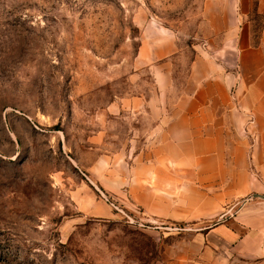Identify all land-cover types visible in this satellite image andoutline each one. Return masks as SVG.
<instances>
[{"label": "rangeland", "instance_id": "1", "mask_svg": "<svg viewBox=\"0 0 264 264\" xmlns=\"http://www.w3.org/2000/svg\"><path fill=\"white\" fill-rule=\"evenodd\" d=\"M205 2L0 0V264H164L193 229L102 186L127 158L154 42L188 49L187 65L207 44ZM249 20L255 43L257 8Z\"/></svg>", "mask_w": 264, "mask_h": 264}, {"label": "crops", "instance_id": "2", "mask_svg": "<svg viewBox=\"0 0 264 264\" xmlns=\"http://www.w3.org/2000/svg\"><path fill=\"white\" fill-rule=\"evenodd\" d=\"M204 7L207 44L187 65L188 49L154 42L127 158L102 187L149 219L193 226L165 246L164 264H264V0ZM255 8L261 30L251 43Z\"/></svg>", "mask_w": 264, "mask_h": 264}, {"label": "built area", "instance_id": "3", "mask_svg": "<svg viewBox=\"0 0 264 264\" xmlns=\"http://www.w3.org/2000/svg\"><path fill=\"white\" fill-rule=\"evenodd\" d=\"M253 122H254V120H253L252 118H250V119H249V123L252 124ZM108 201H109V200H108Z\"/></svg>", "mask_w": 264, "mask_h": 264}, {"label": "water", "instance_id": "4", "mask_svg": "<svg viewBox=\"0 0 264 264\" xmlns=\"http://www.w3.org/2000/svg\"><path fill=\"white\" fill-rule=\"evenodd\" d=\"M264 198V197H263Z\"/></svg>", "mask_w": 264, "mask_h": 264}]
</instances>
